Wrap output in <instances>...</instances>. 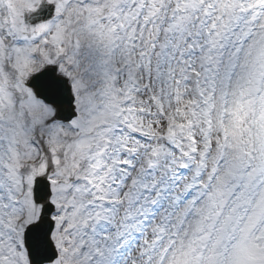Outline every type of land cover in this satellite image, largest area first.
Here are the masks:
<instances>
[{"label": "snow or ice", "instance_id": "6c2138e0", "mask_svg": "<svg viewBox=\"0 0 264 264\" xmlns=\"http://www.w3.org/2000/svg\"><path fill=\"white\" fill-rule=\"evenodd\" d=\"M0 264H264V0H0Z\"/></svg>", "mask_w": 264, "mask_h": 264}]
</instances>
